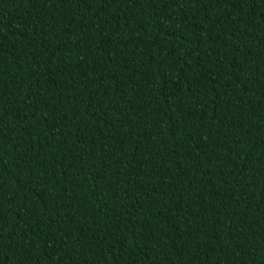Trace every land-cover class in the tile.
<instances>
[{"label": "trees", "instance_id": "trees-1", "mask_svg": "<svg viewBox=\"0 0 264 264\" xmlns=\"http://www.w3.org/2000/svg\"><path fill=\"white\" fill-rule=\"evenodd\" d=\"M0 264H264V0H0Z\"/></svg>", "mask_w": 264, "mask_h": 264}]
</instances>
